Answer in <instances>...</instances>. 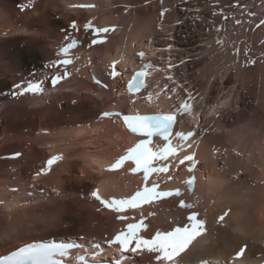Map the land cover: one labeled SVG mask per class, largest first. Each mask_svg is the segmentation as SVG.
I'll use <instances>...</instances> for the list:
<instances>
[{
  "label": "bare ground",
  "instance_id": "bare-ground-1",
  "mask_svg": "<svg viewBox=\"0 0 264 264\" xmlns=\"http://www.w3.org/2000/svg\"><path fill=\"white\" fill-rule=\"evenodd\" d=\"M81 1L34 0L32 8L22 9L29 0H0V28L2 32L8 30L7 35L0 38V100L8 93L17 92L10 89L14 84L37 78L31 75L32 70L39 75L47 71V65L58 57L55 48L65 42V33L79 39L85 36L80 30L77 35L71 34L69 22L77 20L80 25L92 20L119 25L118 34L111 36L106 44L79 51L82 58L71 67L72 77L55 93L3 99L2 117L12 113L15 106L18 113H34L39 118L38 132L35 136H26L24 144L33 141L43 150L42 164L55 151L63 155V160L54 165L49 175L31 182H44L55 189L60 200H51L48 205L35 202V205L36 187H28L30 182L21 178L0 187V257L25 244L50 238L84 236L86 243L104 242L121 227L122 223L112 214L98 210L89 192L97 183L108 195L127 193L130 187L138 186L136 178L127 177L123 172L107 174L102 170V166L133 138L116 118H93V106L99 100L101 110H131L144 105L138 104V96L125 98L117 80L111 82L109 91L99 90L89 81V68L97 69L104 76L108 61L120 54L136 63L131 48L135 44L148 49L166 68L165 62L184 61L183 82L192 94L199 93L204 86L209 87L210 94L205 98L208 106L216 108L231 98V108L236 111L228 118L222 109H216L217 119L201 115L200 119L206 124L202 128L207 131L200 133L197 150L201 180L194 193L188 195L193 207L178 209L174 200H167L144 208L148 218L146 233L168 230L175 224V218L182 224L187 211H199L208 222V232L185 255L184 264L190 263L186 262L189 260L229 264V257L243 243L248 245L245 264H261L264 256V45L260 41L264 40V28L256 29L255 23L264 18L263 0H163V4L160 0H109V3L97 0L98 5L92 11L68 8ZM233 2H236L234 6ZM164 8L169 12L161 17ZM249 11L256 16L249 18ZM221 12L229 17L227 21L223 20ZM190 18L196 24L193 31L182 33ZM233 18L243 23L237 26ZM249 19L253 21L251 25ZM221 26L223 30L217 33L215 28ZM217 36L225 42L223 50L215 42ZM236 49L241 51L234 56ZM249 59L256 63L249 64ZM174 69V77H177L179 69ZM197 69L204 80L200 86L194 78ZM154 73L160 78L158 70ZM82 89L97 97H80L73 104L77 127L59 123L49 112L45 114L54 99L76 97L75 93L78 95ZM185 95L183 92L182 98ZM168 106L165 100L154 105L155 108ZM43 130L47 134H43ZM25 148L3 152L1 156L21 152L18 159H6L5 163L14 166L25 162L32 166L38 155L32 148ZM75 167L80 175L71 173ZM184 177L181 173L180 178ZM127 181L129 184L125 185ZM12 187H17V191H10ZM75 207L83 210H74ZM226 210L230 211L225 222L217 223L218 216ZM11 235L13 243L5 244L4 239ZM151 256L145 254L126 264H151Z\"/></svg>",
  "mask_w": 264,
  "mask_h": 264
},
{
  "label": "snow or ice",
  "instance_id": "snow-or-ice-1",
  "mask_svg": "<svg viewBox=\"0 0 264 264\" xmlns=\"http://www.w3.org/2000/svg\"><path fill=\"white\" fill-rule=\"evenodd\" d=\"M163 4V0H160ZM34 6V0H29L27 4L22 5V9L32 8ZM238 6V5H237ZM71 8L79 9H93L96 7L94 4L90 3H81V4H72L69 5ZM166 12H169L168 8H164L160 12V16L163 17ZM213 15H217L216 12H213ZM223 20L227 21L229 17L224 15L223 12L220 13ZM249 18L255 17L256 13L249 11L247 13ZM235 24L240 26L243 21L240 19H235ZM179 22V21H177ZM248 23L251 25L253 21L248 20ZM70 27L73 30H80V25L73 20ZM256 29L264 28V18H260L258 23H255ZM223 30L222 26L215 28L217 33ZM83 31L88 33L90 32L93 36L89 43V47L97 44H103L106 42L107 34L110 32L116 31V26L111 27H99L96 26L92 20H88L83 24ZM64 43L61 44L57 56L58 59L51 62L47 67L57 68L62 67L64 71L61 73L57 71L51 77V85L55 88L62 80L66 79L71 75L68 71V66L73 65V59L70 58V51L75 49L79 41L76 37L70 36L65 33ZM216 44L224 48V40L219 36L216 37ZM260 43L264 45V40H261ZM240 49H236L234 56L240 54ZM141 59L145 56L143 51L137 54ZM247 55V53H245ZM264 56V53H262ZM78 59V57H77ZM90 63V62H89ZM117 61H113L112 70L109 72V76L115 80L117 77L122 74L116 70ZM181 64L184 61L180 62ZM249 64H255L256 61L253 59L248 60ZM155 66L151 63H145L141 66V69L135 72L128 82L127 90L129 93H138L142 89L147 90L148 85L145 83V76L151 75L148 71L149 69L154 68ZM176 67L169 63V68ZM158 70V69H157ZM79 71V69H77ZM168 80H173V77L168 76ZM47 77L44 80L34 81L28 80L23 84H16L15 88L18 90L15 95H23L25 93L32 94H41L44 91V85ZM94 82L104 89L110 87L109 84L102 82L100 79L93 77ZM163 91L169 93H175V98L180 100V103L173 111L162 113L156 112L154 114H145L141 115L139 113L124 115L121 112H109L104 111L101 114V119L104 118H120L127 129L141 137L132 147L128 148L124 155L118 157L113 163L110 164L108 170L114 171L123 168L126 162L131 163L130 171L133 174L142 173L144 186L137 190L133 195L126 198H104L101 196L99 190H94L91 192V196L99 202V204L108 211H114L117 213L116 218L120 221H127L130 219L127 215L128 210H141L143 205H151L152 203L173 197L181 196L182 193L179 189L175 190H158L159 183L151 182L150 177L153 174H166L168 180L173 179L170 174L171 168L174 166L172 159L178 161L175 165L179 167L184 165L185 162H188V172L194 173L196 165L199 163L195 159V152H187L181 158L179 153L181 151H186L193 147L194 140L193 138L197 135L194 130L189 131H173L174 127L179 123L177 120L178 116H191L195 119L197 113L195 112L198 104L196 102V97L193 96L190 90H184L186 95L185 98L181 99L179 93H177L176 88H169L165 84ZM153 95L159 97L160 93L148 92L147 99L151 102ZM173 98L172 96L169 97ZM226 103H222L216 106V109L224 108ZM214 109L216 115H219V112ZM158 138L162 140L163 143H157L153 145V138ZM173 137L178 141L177 144H173ZM21 153H15V157H19ZM63 160L62 155H53L46 161V165L41 171L37 172V176L41 174H48L52 166L58 161ZM196 182L195 175H191L186 181L187 188L191 191L194 189ZM15 191V189L13 190ZM179 206L181 208H192L193 205L185 203L181 200ZM99 210V209H98ZM229 211H224L217 218V223L223 224L225 218L229 216ZM149 215H154V213H149ZM145 216L142 214L141 218L136 223H128L126 229L117 232L113 237L107 240L109 246H116L118 252L123 255L124 253H149L154 255V259L157 264H184V261L181 259L182 255L190 252L196 244L199 243V239L203 237L207 232V222L204 219L199 218V214L195 211L191 212L187 216L186 223L173 227L170 231H161L156 230L154 235L149 234L145 236L143 234L144 230L148 229V225L144 223ZM92 247L96 251L90 253V255L97 257L92 261V264H105L104 261L99 259L103 255V252L100 250L101 246L99 243L94 242ZM84 245L77 244L75 242L70 243H57L55 241L48 242H36L25 244L23 247L18 248L16 251H13L10 255L0 257V264H74L73 259H61L65 257H70L72 250L74 249H83ZM248 245L243 243L238 246L237 250L232 255V260L234 264H245L247 259ZM75 264H85V256L80 255L75 257ZM115 264H126V261L117 259ZM201 264H209L208 261L202 260ZM261 264H264V256L261 257Z\"/></svg>",
  "mask_w": 264,
  "mask_h": 264
},
{
  "label": "rangeland",
  "instance_id": "rangeland-1",
  "mask_svg": "<svg viewBox=\"0 0 264 264\" xmlns=\"http://www.w3.org/2000/svg\"><path fill=\"white\" fill-rule=\"evenodd\" d=\"M263 2H264V0H263ZM235 4H236V2L232 3L233 6ZM257 5H259V3ZM54 17L56 19H59V15H57V14H55ZM192 22H193V24H192ZM194 23H195L194 20H192L191 18L188 21H186L185 30L182 33H187V32L193 31V27H195V25H196ZM20 46L23 47V45H20ZM165 63L167 64V66L169 68V61L165 62ZM173 65H176V67H172L173 69L174 68H178L179 69L178 74H177V76H178L177 82L179 83L180 88L182 90H186L187 89L186 83L183 82V77H182L183 76L182 70H181L182 69V64L180 62H178V63H174ZM34 71L35 70L31 71V75H33ZM198 72L199 71L197 69L194 73L197 74ZM196 74H195V77H194L195 78V83L202 84L204 82L203 78L201 77L200 73H198L197 75ZM10 89H12V87ZM80 92H82V94H80ZM80 92L78 93V95H77V93H75L76 97H59V98H61V99H59V101H56V99H54L51 103H49L48 109L45 111V114L47 112H49V114H51V116H52L51 118H55V119L58 118V122L59 123L65 122V123H68V124L72 125L73 127L74 126L77 127V125L79 123H77V125H76V122H78V120L75 117V112L73 110V106H75V105H73V104H75L79 100L78 98H80V97H87V98H92V97L96 98L97 97L96 94H92V93L88 92L85 89L80 90ZM15 93L14 94L12 93L11 95L9 93L6 94L7 96L5 95L4 98H3V99H5L4 101H7L8 99H16V98H18L19 96L15 95ZM3 99L0 100V112H2L1 111L2 110L1 103L3 102ZM101 106H102V101L101 100H99L97 102V104H95L93 106V112H94L93 113V118L98 117L97 113L101 110V109H99ZM27 107H29V105ZM16 110L17 109L14 106L13 112L10 113V114H7L6 118L2 117V115H0V184H1L0 187L1 186L3 187L4 185H6V183H7V185H11V183L12 184L14 183L15 178H21L23 181H25L27 183L30 182L28 187H30V186H31V188H35L36 187L35 190L37 191V194H38V195L37 194L36 195H37V198H39V199L35 198L34 203L36 202L37 204H39V203L43 202L42 204L45 203L44 205H48V204H50L49 202H51V200H60L61 199V198L57 197L55 189L53 191V189H51L49 186L45 185L44 182L41 183V181H37V182L34 181L33 183H31L32 180L37 179V178L33 177L32 173H33V171L35 169L38 170L41 167V165H42V157L44 155L43 152H42L43 150L38 145H35L33 143V141L32 142H27L26 144H24V138L26 136H28V135L29 136H35L36 133L38 132L37 128L40 125L39 118L34 113H29V114H25V113H22V112L18 113ZM233 114H234V112H233ZM46 120L47 121L49 120L48 117H46ZM83 120L86 121V119H83ZM86 123L89 124V121H87ZM48 124L50 125V122ZM18 125H20V126H18ZM19 129H21V130L19 131ZM12 130H13V132H12ZM42 132H45V131L43 130ZM4 134H6V135L4 136ZM11 136H12L13 140L10 139ZM15 136H17V137H15ZM7 137L10 140H8ZM17 143H18V145H17ZM25 147L27 148V150L32 148L34 150V152L38 155V158L34 161V164H32V166L31 165L27 166V164H25V162H23V163H20V164H17V165L15 164L14 165L15 168H14L13 164L9 165V164L5 163L6 159L3 158L4 155L1 156V153H3V152H12V151H15V150L24 149ZM46 154H48V152ZM23 164H25V166ZM78 170L79 169L77 167H75V168L71 169V173H74L73 175H80L78 173ZM17 171H19V173H17ZM14 173H16V174H14ZM10 179H11V181H10ZM15 183H16V181H15ZM68 184L70 185V182ZM9 190H10V188H9ZM40 196H41V198H40ZM36 203H35V205H37ZM74 210L82 211L83 209H76V207H75ZM4 240L6 241V242L3 241L5 244L8 243V245H9V244L13 243L12 235L10 237H8L7 239H4ZM7 240H8V242H7ZM5 244H3V245H5Z\"/></svg>",
  "mask_w": 264,
  "mask_h": 264
}]
</instances>
